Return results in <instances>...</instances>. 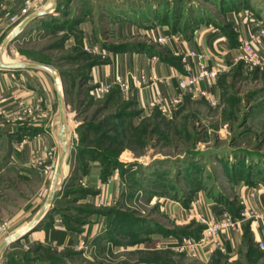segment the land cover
<instances>
[{
  "label": "rangeland",
  "instance_id": "1",
  "mask_svg": "<svg viewBox=\"0 0 264 264\" xmlns=\"http://www.w3.org/2000/svg\"><path fill=\"white\" fill-rule=\"evenodd\" d=\"M235 1L233 0L234 3ZM25 2L19 16L20 19L26 16L23 21L40 12L32 9L40 6L43 0ZM49 2L53 4L52 0H46L45 4ZM226 2L64 0L53 9L52 15L58 14L55 18L38 19L42 25L40 29L36 28L33 35L26 34L24 39L19 38L6 47L10 48L9 54L12 57L13 52L20 51L34 60L33 63H39L35 61L37 59L48 61L50 67L57 69V76L63 83L62 88L69 103L65 104V115L68 118L70 149L63 163L65 176L60 183L61 192L56 204L64 215L65 224L81 228L82 224L88 223L92 207L112 213L107 214L102 227L105 231L103 236L91 240L82 251H58L43 241L31 240L28 237L35 232L33 231L20 242L7 245L0 253V262L3 256L8 255V263L11 264H22L20 260L24 264H204L187 251H180L174 245L158 241L155 243L151 239L157 232H161L164 237H173V232L178 230L198 229L204 232L207 225L203 220L197 222L196 216H193L194 219L188 224L176 223L165 207V203L172 199L188 200L194 189L207 193L208 197L231 215L233 210L236 215H241L245 210V204L233 186L243 183L251 190L256 187L264 189V68H256L240 61L222 72L215 83V105L204 98L185 93L182 101L172 107L169 115L161 112L155 105L153 114L149 117L136 120V117L128 116L108 122H105L108 117L122 109L135 115L132 100L120 93L118 98L107 103L108 95L115 87L111 85L105 91L100 90L103 87L97 86L96 97L80 96L79 91L87 90L90 86L88 78L91 68L65 78L62 73L86 67L91 62H106L99 50L77 47L82 35H79L72 24L74 14L80 16L81 12L83 15L88 13L94 25L96 39H103L104 42L106 39L114 40L112 37L115 33L118 34V28L121 30L124 19L128 18L134 23L135 17H150L156 13L159 14L158 18L155 17L150 22L164 23L165 20V25L179 34L185 31L187 25L195 28L207 23L214 29L219 28L221 23L227 24L224 19ZM238 4L255 20L261 21L264 27V0H239ZM61 7L65 8L63 13ZM19 18L16 22L20 21ZM147 25L149 24H142L143 27ZM63 26L65 28L61 30L60 27ZM140 30L151 32L150 28ZM126 31L132 35L130 30ZM135 33L137 34L136 31ZM65 38L73 40L69 45L56 44ZM2 45L3 43L0 49ZM156 45L163 52L168 49L158 39ZM65 56L71 58L59 61ZM2 116L0 114L1 133L18 128L5 124ZM90 123H95L98 130H85L84 127ZM82 134L87 135L88 140L85 142L82 141ZM58 145L55 164L46 174L47 183L42 196L46 202L61 153L60 143ZM80 146L107 151L113 157L118 155L116 157L121 165L113 174H117L122 180V189L117 200L109 202L104 195L99 200V205H95L93 200L97 197H94L98 193L97 189L86 186L81 178L83 167L87 162L92 164V161H76ZM7 151V138H0V155ZM76 167L81 169L75 171ZM70 174L71 179L68 180ZM41 182V178H35L31 184L34 186ZM33 186L32 192L38 190V187L36 189ZM15 187L16 190L8 191L0 188V201H6L8 197L16 201L21 189L27 192L19 182L15 183ZM90 198L92 201L89 203L82 202ZM9 217L10 214H0V243L10 236L24 233L17 232L33 221L14 223ZM104 235L108 238L105 239ZM245 243L248 247L247 240ZM258 247L253 246L252 250H258ZM217 250L219 253L224 252ZM218 257L216 255L213 261L206 264H243L239 258L226 263L224 258L218 260ZM62 259H66V262H61ZM245 264L253 263L247 260Z\"/></svg>",
  "mask_w": 264,
  "mask_h": 264
},
{
  "label": "crops",
  "instance_id": "2",
  "mask_svg": "<svg viewBox=\"0 0 264 264\" xmlns=\"http://www.w3.org/2000/svg\"><path fill=\"white\" fill-rule=\"evenodd\" d=\"M25 1L0 0V45L4 44L16 26L25 19L26 16L19 18L25 6ZM57 1L59 5L64 0ZM225 1L227 2L226 4L224 3V19L227 24L221 23L219 28L216 27L214 29L207 23H202L179 34L164 23L155 22L156 24H153L150 21L155 19H152L151 16H139L133 19L134 23L128 18H126L127 20L124 19L121 30L118 28V34L115 33V36L113 35L112 37L114 40L109 41L106 39L104 42H102L103 39H96L94 25L88 13L83 15V12H81L80 16L74 14L72 19L79 18L75 27L77 32L82 35L83 49L99 50L106 58V62L97 64L90 69L88 78L90 91L88 96L96 97L95 88L97 86L111 85L118 87L119 93L134 102L135 105L133 107L136 112L138 111L135 117L136 120H139L153 114V102L158 95H163L167 98L177 95L185 96L181 92L176 75L198 71V62L182 54L178 56L177 52L184 54L191 50L202 51L207 56L210 66H215L218 63L225 64L226 70L232 67L233 64L238 62L235 61V58L240 50V40L248 39L249 33L257 31L262 22L255 20L252 15L245 12L241 4H238L239 0H236L235 3L233 0ZM45 2L46 0H43V3L32 9V11L36 9L40 12L51 10L53 4H50V2L45 4ZM11 17L19 18L20 21L13 22ZM142 24L149 25L143 27ZM39 27H42V25L38 20L33 26L25 30L20 38L24 39L26 34L33 35L32 32L36 28L40 29ZM139 27L142 29L150 28L151 32L141 31ZM126 30H130L132 35L127 33ZM133 34L135 35L133 36ZM126 35L127 37H125ZM167 37L171 38V40L166 45L168 47L167 51L163 52L157 47L156 40ZM71 38L66 41L65 45H69L72 42L73 39ZM9 50L10 48L4 50L2 56L4 64L17 63L23 60L34 62V60H31L20 51L13 52L12 57ZM261 53L264 56V42L261 47ZM170 60L177 61L178 65ZM53 69L57 72L55 67ZM141 74L150 80L148 84L139 85L137 79ZM152 80L154 81L151 82ZM119 81H126L129 88L122 89ZM58 82L62 93L63 83L60 80ZM215 83L210 84L208 87L214 98H216ZM59 89L53 77L45 71L31 68L16 71L0 69V99L2 100V108L5 110L2 117L4 118V123H7L8 126H18L17 129H8L7 133L0 132V138H7L9 143V151L0 155V186L3 185L0 188H5L7 191L16 190L15 183L19 182L22 186H25L27 191L25 192L24 189H21L22 191L17 196L18 199L16 201L9 197L6 201H0V214H10L9 220L14 223L34 220L46 203L42 197L47 183L46 174L55 164L58 144L60 143L62 147ZM62 96L65 104H69L65 98L64 89ZM91 163L89 171L81 178L86 186L97 189L98 193L94 195V197H97L93 200L95 205L99 203V200L103 199L104 195L107 196L109 202L117 200L121 193L122 180L117 174H112L107 178L106 182H103L100 163L98 161H92ZM62 176H65L64 167L63 174L58 179L59 183L63 179ZM35 178L37 180L41 178L43 182L33 186L31 183ZM70 178L71 174L68 180ZM32 186H36V189L38 187V190L32 192ZM246 188L247 185L243 183L237 184L236 187L233 186L234 191L237 192L245 206L255 208L264 213V189L256 187L254 189L256 196L251 199ZM60 192L61 190H58L57 195ZM192 193L188 200L184 199L187 205L181 199H172L165 203L166 209L170 216L175 218L176 223L188 224L189 221L194 219L193 216H196L195 221L203 220V223H205L217 219L221 215L220 213L224 208L218 206L214 200L208 197L207 193L196 191V189ZM57 200L50 207L51 214H47L48 216L46 215L42 219L35 232L28 237L29 239L43 241L46 245L58 251H82L91 240L103 236L105 231L102 227L107 218L105 213L92 211L88 223L82 224L81 228L68 227L64 222V215L60 213L59 206L56 204ZM90 201H92V198L84 199L82 202L89 203ZM92 208L96 210L95 207ZM193 212L196 213L193 214ZM239 220L241 225L238 229H229L220 236L225 241L223 253H219L213 245H208L206 248L200 246L195 257L204 264L213 261L216 255H219L218 260L224 258L226 263L227 261L233 262L239 258L238 260H241L243 264L247 260L253 264H264V250L258 247V242L264 241V222L253 221L252 219L243 220L241 217ZM27 227L28 225L21 228L17 233L26 231ZM246 228L249 229L252 240H254L258 250L250 251L246 247ZM104 236L105 239L108 238L107 235ZM190 237L194 238L193 236ZM176 238V236L164 237L161 232H157L151 240L155 243L158 241L159 243L171 245ZM9 258L8 255L3 256L0 264H11L8 263ZM61 262H66V259H62ZM20 263L24 264L21 260Z\"/></svg>",
  "mask_w": 264,
  "mask_h": 264
},
{
  "label": "built area",
  "instance_id": "3",
  "mask_svg": "<svg viewBox=\"0 0 264 264\" xmlns=\"http://www.w3.org/2000/svg\"><path fill=\"white\" fill-rule=\"evenodd\" d=\"M18 18L12 17V21L16 22ZM259 29L255 32H250L248 35V39L240 40V50L235 58V61L244 62L248 65H251L256 68H264V56L261 53V47L264 42V27L259 25ZM171 38H159L158 42L163 45H167L170 42ZM185 55V57H189L191 59H195L198 62V71L192 73L178 74L176 75V79H178L179 87L181 89L182 94L185 93L191 94L195 97L206 99L211 105H215L216 100L213 94L210 93L208 87L210 84H213L217 81V77L226 70L225 64H218L215 66H210L208 62L207 56L202 52H198L195 50H191L185 52L184 54L181 52H177V55ZM139 85H145L150 82L149 79L143 74L139 76L137 79ZM152 80L151 82H153ZM207 86H206V85ZM119 85L122 89H128L129 85L126 81H119ZM110 88V85L104 86L101 91H105ZM182 95H177L175 97H165L163 95H158V97L154 100L153 104L156 105L161 112L169 115L171 113L172 107L179 104L182 101ZM2 100L0 99V114L4 115V109L1 106ZM248 191L249 197L254 199L256 196L255 190H251L250 188H246ZM245 210L241 214V219L248 220L252 219L253 221H263L264 222V213L258 211L257 209H253L245 206ZM207 227L202 233V236L195 240L192 237L182 238L181 240L174 239L171 245H174L180 251H187L191 253V256H196L200 249L206 248L208 245L215 246L216 249L220 251L225 250V241L220 238L223 232L229 229H238L240 227V220L237 221L232 219L231 214L228 211L223 210L221 215L214 220H210L205 222ZM259 248L264 250V241L258 242ZM189 255V256H190Z\"/></svg>",
  "mask_w": 264,
  "mask_h": 264
},
{
  "label": "trees",
  "instance_id": "4",
  "mask_svg": "<svg viewBox=\"0 0 264 264\" xmlns=\"http://www.w3.org/2000/svg\"><path fill=\"white\" fill-rule=\"evenodd\" d=\"M65 8H60V10H61V12L63 13ZM151 16V15H150ZM158 16H159V14H157L156 13V15H152L151 17H152V19H156V18H158ZM46 18H47V20L48 19H52V18H55L53 15H48V16H45ZM156 17V18H155ZM204 19H206V18H204ZM78 20H79V18H74V19H72V24H74L73 26H76V24H77V22H78ZM36 21H38V20H36ZM36 21L35 22H33L30 26H29V28L31 27V26H33L35 23H36ZM163 23V22H162ZM161 23V24H162ZM164 24H165V20H164ZM61 28V30H63L65 27L63 26V27H60ZM189 29H193V27H191L190 25H187L186 26V28L184 29L185 31L186 30H189ZM79 35H81V33H79ZM82 37V36H81ZM81 37H79V45L77 46V47H81L82 48V39H81ZM67 39L68 38H65V39H63L62 41H59V42H57L56 44H58V45H60V44H63V45H65V43H66V41H67ZM21 53H23V52H21ZM24 54V53H23ZM71 57L70 56H65L64 58H61L59 61H61V60H68V59H70ZM36 62L38 61L39 63H42V64H45V65H49L50 66V63L48 62V61H44V60H35ZM172 63H174V64H177L178 65V63H176L177 61H172V60H170ZM97 64H100V62H98V61H95V62H91V63H89L86 67H82V68H79V69H77V70H73V71H70V72H67V71H65V72H63L62 73V76L65 78V77H70L71 75H76V74H78V73H80V72H82V71H84V70H86V69H89V68H92V67H94L95 65H97ZM89 91H90V88H87V90H80L79 91V95L80 96H87L88 95V93H89ZM67 92V91H66ZM120 91H119V88L118 87H114L113 89H112V92L110 93V95H108V99L106 100V102L107 103H110V102H112L114 99H116V98H118L119 97V93ZM133 104H132V106H134L135 104H134V102H132ZM105 109V107L103 108V109H101V110H99V113H101L103 110ZM138 112V111H137ZM136 111H135V115H133V114H128V113H126V112H124V110L122 109V110H120V111H118V112H116L115 114H113L112 116H110V117H108L106 120H105V122H108V121H110V120H120V119H125V117H128V116H130V117H135L138 113H137ZM84 128H86L85 130H95V131H97L98 130V126L95 124V123H90V124H88L86 127H84ZM87 135H83L82 134V141L83 142H85L86 140H88L87 138ZM99 140V139H98ZM96 141H97V138H96ZM99 142V141H98ZM115 143H117V142H115ZM99 144V143H98ZM122 150H124V149H122ZM78 156H77V158H76V161H80V160H85V159H88V161L90 162V161H98L99 163H100V165H101V167H102V177H101V179H102V181L103 182H106L108 179V177L109 176H111L112 174H113V172L114 171H116L117 169H118V166L119 165H121L119 162H118V160H117V157L116 156H118V155H116L115 157H113L111 154H109L107 151H98L96 148H93V147H88V146H80L79 148H78ZM160 161V160H159ZM87 162V161H86ZM82 167H83V165H82ZM90 167H91V164L90 163H86V165L83 167V172H82V174L84 175V174H86L88 171H89V169H90ZM105 167H106V169H105ZM81 168L80 167H76L75 168V171H78V170H80ZM71 179V178H70ZM58 196V195H57ZM183 203L184 204H186L187 205V202H184V200H183ZM92 211H94V212H99V213H105L106 215L107 214H109V213H112L111 211H107V212H102L101 210H99V209H93V208H90V210H89V212H90V214L92 213ZM49 214H51V211H49L48 212V215ZM47 215V216H48ZM232 219L233 220H235V221H237L240 217H241V215L240 214H238V215H236L235 213H234V210H233V213H232ZM205 229V228H204ZM202 232L203 231H199L198 229H193V230H178V231H176V232H173L174 233V235L177 237V239L178 240H181L183 237H189V236H193L194 238H196V239H199L200 238V236H201V234H202ZM250 232H249V229L248 228H246V231H245V239L247 240V246H248V249L250 250V251H254V250H252L253 249V246L255 247V243H254V240H252V235L251 234H249ZM17 242H20V241H17Z\"/></svg>",
  "mask_w": 264,
  "mask_h": 264
},
{
  "label": "water",
  "instance_id": "5",
  "mask_svg": "<svg viewBox=\"0 0 264 264\" xmlns=\"http://www.w3.org/2000/svg\"><path fill=\"white\" fill-rule=\"evenodd\" d=\"M52 1H53V6H52L51 10L37 12L36 14L28 16L27 19L25 21H23L13 31L11 36L4 42V44L2 45V47L0 49V69L4 70V71L5 70L16 71V70H21L24 68H31V69H35V70L39 69V70L45 71L53 77V79L57 83V86L59 89V82H58L59 78L57 76V73H56L55 69H53L52 67H50L48 65H45L42 63H37V64L36 63H28V62H24V61L12 63V64H6V63L4 64L2 62V56L4 54V50L6 49V47L10 43L18 40L20 38V36L23 34V32L25 30H27L33 22H35L36 20H38L40 18H43L45 16L53 14V9L55 10V8L57 7L58 1L57 0H52ZM58 99H59V108H60L59 115H60V131L62 133L61 134L62 147H60L61 153H60L59 158H58V162H57L58 166H57V170H56V173L54 175V178H53V185H52L50 194L48 196L49 198H48L47 202L45 203L44 207L39 212V215L28 225V227L26 228V231L24 233L18 234L16 236H10L6 240H4L2 243H0V253L10 243H15L17 241H20L21 239L26 237L30 232L35 231L37 226L41 223L42 219L50 211V207L57 200V191L61 189L60 185L58 184V177L63 174L64 159H65V157H66V155L70 149L69 139H68V131H67V115H65V102H64L62 93L60 92V89L58 91Z\"/></svg>",
  "mask_w": 264,
  "mask_h": 264
},
{
  "label": "bare ground",
  "instance_id": "6",
  "mask_svg": "<svg viewBox=\"0 0 264 264\" xmlns=\"http://www.w3.org/2000/svg\"><path fill=\"white\" fill-rule=\"evenodd\" d=\"M58 81H59V80H58ZM59 177H60V176H59ZM59 177H58V179H59ZM58 184H60V183H59V180H58ZM24 232H25V231H24ZM13 236H16V235H13Z\"/></svg>",
  "mask_w": 264,
  "mask_h": 264
}]
</instances>
